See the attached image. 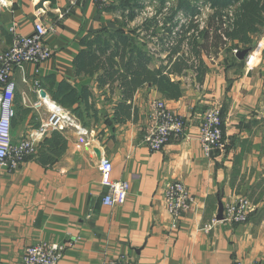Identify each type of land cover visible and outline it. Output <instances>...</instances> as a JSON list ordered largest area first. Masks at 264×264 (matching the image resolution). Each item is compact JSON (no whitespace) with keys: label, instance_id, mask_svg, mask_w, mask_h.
Listing matches in <instances>:
<instances>
[{"label":"crops","instance_id":"1","mask_svg":"<svg viewBox=\"0 0 264 264\" xmlns=\"http://www.w3.org/2000/svg\"><path fill=\"white\" fill-rule=\"evenodd\" d=\"M120 2L10 0L0 5V54L10 47L13 29L31 34L38 20L50 29L45 42L54 50L39 75L32 63L13 72L14 141L40 126L39 111L31 106L38 100L36 79L53 101L61 88L78 94L86 89L90 106L86 110L82 100L65 104L85 131H61L67 147L55 162L33 156L16 171L0 167V264H28L25 249L39 241L65 245L58 264H99L120 252L136 264H264V27L260 40L242 57L219 55L212 61L204 56L208 71L203 83L187 70L193 78H182L179 99H166L150 84L139 89L129 101V116L118 121L116 110L124 101L119 82L99 85L103 71L79 74L74 60L84 37L137 25L138 19L124 26L120 9H107ZM151 37L139 41L147 43L144 50L156 68L168 51ZM157 99H165L186 119L187 135L171 137L162 150L152 151L144 137L153 126ZM214 104L222 108L226 148L207 153L199 125ZM104 157L113 164L108 174L99 170ZM176 180L188 187L195 204L179 229L171 230L164 190ZM113 181L130 183L123 204L104 203ZM242 198L253 209L246 222L218 221L203 231L204 224L217 218L220 204Z\"/></svg>","mask_w":264,"mask_h":264},{"label":"trees","instance_id":"2","mask_svg":"<svg viewBox=\"0 0 264 264\" xmlns=\"http://www.w3.org/2000/svg\"><path fill=\"white\" fill-rule=\"evenodd\" d=\"M145 1L121 0L118 6L113 5L107 9H120L124 26H127L138 18L145 7ZM156 1V14L142 23L139 32L137 28L104 29L93 36H86L82 39V50L74 60L79 74L94 76L96 72L103 71L97 78L99 85L119 82L124 101L116 110L115 119L118 121L122 120V116H129L132 109L129 101H133L139 89L150 84L166 99H179L184 93L182 78L188 75L187 70H193L197 82L203 83L208 71L204 56L227 51L229 44L232 51L235 48L239 50V55L246 51H241L240 48L250 47L255 34L263 31L264 0H204L211 13L206 20L207 24L201 29L196 19L201 13L197 3L176 0L164 13L167 0ZM179 13L187 21L181 23L180 19L175 20ZM159 14H163L162 26L159 25ZM177 25H180L181 31H174ZM142 29L155 37L163 50L168 51L166 60L159 67H151V53L144 50L147 43L139 41L142 40ZM238 55L234 54V57L237 58ZM53 96L64 108L67 103L74 104L82 100L86 110L90 109L86 89L78 94L74 89L61 88ZM73 111L81 118L79 109ZM222 118L224 120L223 112ZM66 147L67 140L62 132L52 131L41 141L35 156H39L44 163H53L64 153Z\"/></svg>","mask_w":264,"mask_h":264},{"label":"built area","instance_id":"3","mask_svg":"<svg viewBox=\"0 0 264 264\" xmlns=\"http://www.w3.org/2000/svg\"><path fill=\"white\" fill-rule=\"evenodd\" d=\"M9 1L0 0V5H8ZM95 1L100 4L107 3V0ZM169 7L170 2H166L163 11L165 12ZM150 12V17L156 14L151 10ZM158 16L159 24L162 26L161 14ZM204 26L202 23L201 28ZM49 31L50 29L41 20L35 22L34 32L28 35L13 29L10 47L0 54V167L11 172L18 170L29 157L35 156L41 141L52 131L61 132L67 128H74L80 133L85 131L70 110L57 104L56 101H54L55 109L50 106L45 99L48 97L47 94L42 95V91L45 90L42 89L40 80L36 79L34 86L38 100L31 103V106L39 111L40 126L18 141L13 139L15 84L11 77L16 69L24 71L26 63L35 64L37 66L35 73L40 74V65L50 60L54 55V50L45 42ZM233 53L238 55L239 50L235 48ZM24 80L26 81L25 78ZM24 100L28 101L26 97ZM152 120L153 126L144 137V143L152 151L162 150L171 137L183 138L187 135L186 119L172 109L165 99H157L153 102ZM198 137L207 153L212 150L223 151L226 148L224 121L220 105H211L204 111ZM99 170L103 174L110 173L113 170L112 161L106 157L102 158ZM108 186L109 191L104 198L106 205H120L127 200L130 189L128 181H113ZM164 203L171 217L170 228L177 230L185 214L193 210L195 198L182 181L176 180L170 181L166 185ZM252 211V205L246 198L227 201L223 209V219H212L209 223L204 224L202 229L209 232L218 221L246 222ZM64 248V244L57 242L39 241L26 247L24 260L28 264H58L63 258ZM99 264H136V262L131 255L120 252L114 256L104 257Z\"/></svg>","mask_w":264,"mask_h":264},{"label":"rangeland","instance_id":"4","mask_svg":"<svg viewBox=\"0 0 264 264\" xmlns=\"http://www.w3.org/2000/svg\"><path fill=\"white\" fill-rule=\"evenodd\" d=\"M175 1L176 0H167V2H170V7L171 6H173V4H175ZM192 2H194V3H197L198 5H199V7H200V15H198L197 17H196V19H197V23H199L200 24V29H201V24L202 23H204V25H206L207 23H206V20H207V18H208V15L211 13V11H210V9H208V7H207V4L204 2V0H191ZM158 6V2L156 1V0H146L145 1V7H144V9H142V11L140 12V14H139V16H138V20L136 21V24L137 25H135V26H132V27H130L129 29H135V28H137L138 29V32L141 30L140 29V27H138L140 24H141V20L144 22L147 18H149L150 17V14H151V12H150V10L151 11H153L154 13H156V7ZM168 9V8H167ZM164 12V11H163ZM167 12V10L164 12V13H166ZM163 15V14H162ZM162 15H161V17H160V19L163 21V17H162ZM177 19H180V22L181 23H183V22H185V21H187V19L186 18H184V17H182V15L179 13L176 17H175V20H177ZM184 20V21H183ZM160 25V24H159ZM161 26V25H160ZM178 30H180L181 31V28H180V25H177L175 28H174V31H178ZM183 30H185V28L183 29ZM182 33V32H181ZM148 35V36H147ZM140 36H141V38L142 37H147L148 39H149V37H151L149 34H146V32L145 31H142V32H140ZM152 38V37H151ZM151 38H150V40H151ZM260 38H261V35L259 34H255V36H254V42H253V44L250 46V47H243V48H240L241 49V51L243 50V49H246V50H252V48L255 46V44H257V42H258V40H260ZM153 40H154V42L156 41L155 40V38H153ZM186 50H188V47L186 46ZM219 55H227L228 57H230V56H234V53H233V51H232V46H230V44L228 45V48H227V51H220L218 54H214V53H211L210 55H209V57H208V59H211L212 61H214ZM196 64H198L197 62H196ZM192 78H193V75H187V76H185V80H192ZM221 110H222V108H221ZM224 121V120H223ZM39 149V148H38ZM180 181V180H179ZM224 209V208H223Z\"/></svg>","mask_w":264,"mask_h":264},{"label":"water","instance_id":"5","mask_svg":"<svg viewBox=\"0 0 264 264\" xmlns=\"http://www.w3.org/2000/svg\"><path fill=\"white\" fill-rule=\"evenodd\" d=\"M246 51H242L239 56L242 57L244 56L246 53ZM46 94V91H42V95H45ZM223 208H224V205L223 204H220V208H219V214L217 216V219L218 220H222L223 219Z\"/></svg>","mask_w":264,"mask_h":264},{"label":"bare ground","instance_id":"6","mask_svg":"<svg viewBox=\"0 0 264 264\" xmlns=\"http://www.w3.org/2000/svg\"><path fill=\"white\" fill-rule=\"evenodd\" d=\"M45 99H46V101L50 104V106H52V107L55 108V103H54L53 100H51V99H49V98H47V97H45Z\"/></svg>","mask_w":264,"mask_h":264}]
</instances>
